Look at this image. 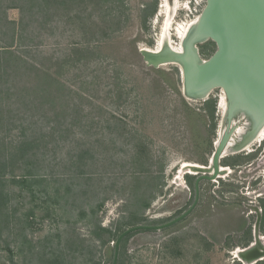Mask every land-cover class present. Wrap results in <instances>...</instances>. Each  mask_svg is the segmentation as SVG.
<instances>
[{"label":"rangeland","instance_id":"1","mask_svg":"<svg viewBox=\"0 0 264 264\" xmlns=\"http://www.w3.org/2000/svg\"><path fill=\"white\" fill-rule=\"evenodd\" d=\"M167 1L172 9L176 1ZM177 2L171 27L194 19L205 4ZM161 3L0 0V156L24 137L36 139L29 149L35 155L5 167L0 264H111L114 236H97V224L117 233L158 224L193 201V174L180 173L182 165L208 164L224 94L214 88L207 97L188 96L176 63L145 59L142 50H159ZM96 43L90 52L73 50ZM20 59L30 69H17ZM32 68L55 78L51 101L43 90L34 98L21 93L36 84ZM209 98L216 100L214 117ZM250 148L223 155L229 173L200 182L199 202L183 220L125 237L120 263L264 264L235 256L254 241L256 208L263 214L264 141ZM28 157L32 164L23 161ZM27 168L36 173L27 185L12 181ZM258 233L264 240V225Z\"/></svg>","mask_w":264,"mask_h":264},{"label":"water","instance_id":"2","mask_svg":"<svg viewBox=\"0 0 264 264\" xmlns=\"http://www.w3.org/2000/svg\"><path fill=\"white\" fill-rule=\"evenodd\" d=\"M206 40H212L215 49L204 59L199 44ZM142 53L149 63H176L186 95L203 98L212 89L220 88L228 106L221 116L220 125L224 126L221 133L217 132L208 164L195 167L196 174L191 173L196 176L191 204L165 222L135 224L123 229L113 241L111 264H118L121 243L130 233L164 229L187 217L199 201L200 182L220 178L221 158L230 148L231 139L236 137L239 141L264 123V0H205L199 17L185 30L182 49L175 50L167 44L161 50L146 49ZM237 125L242 131L236 136ZM256 210L257 234L239 253L244 262L264 259V240L258 233L261 211Z\"/></svg>","mask_w":264,"mask_h":264},{"label":"trees","instance_id":"3","mask_svg":"<svg viewBox=\"0 0 264 264\" xmlns=\"http://www.w3.org/2000/svg\"><path fill=\"white\" fill-rule=\"evenodd\" d=\"M32 1H34V3L36 4V3H39V5H41V2L42 3H44L45 5H47L48 3H49V0H32ZM65 1V0H64ZM145 10H147V8H145ZM154 11V9L152 8V10H150L148 13H152ZM146 15L147 14H145V16H144V19H146ZM98 45L99 44H94V46H90V45H87L86 46V48H81L80 49V47H78V46H75V47H73V50H76V51H74L75 53L76 52H78V50H79V52L81 51V50H85L86 52H90V51H92V50H89L88 48H92V49H94V48H97L98 47ZM201 48H200V53L202 54V55H210L213 51H214V49H215V44H214V42L212 41V40H207L206 41V43L204 44V46H200ZM4 50V52H10V51H7L8 49H3ZM76 58H78V59H76ZM7 60H8V58H6ZM6 59L4 60V63L5 62H8V61H6ZM19 59V58H18ZM80 58H79V56H77V57H74V58H72V57H70L68 60H67V62H68V64L71 62L72 63V66L75 64V62H77V60H79ZM23 62H25V60H22V59H20V63L17 65V69L19 68V66H20V64H21V66H22V64L24 65V64H27L26 62L25 63H23ZM20 66V67H21ZM24 67H25V69L27 70V69H30V68H26V66L24 65ZM36 68V67H35ZM35 68H32V69H34V70H36ZM0 69H1V62H0ZM38 71L40 72V73H38ZM42 70L41 69H37L36 70V72H35V74H34V78H36L35 79V81H36V84H33V86L32 87H34L33 89L31 88L30 89V87L29 86H23L20 90H23V92H21L24 96L26 95V96H28V95H33L32 97L34 98V97H37V95L35 94V91H36V89H38V91H41V90H43V92H42V94H41V97L43 98V99H48L49 101H51L52 100V95H51V90H50V87L51 86H53V84L52 83H54V79L49 75V74H47V73H43V72H41ZM34 81V82H35ZM56 86V85H55ZM25 87V88H24ZM215 102H216V100L214 99V98H209V99H207L206 101H205V105L206 106H208V105H211V108H210V112H211V115H212V117H214V109H215ZM35 141H36V139H34V138H32V137H24V138H22V139H20L18 142H16L13 146V151L12 152H10V153H7V155H2L1 154V156H0V200H8V194H7V192L5 191V189H4V186H3V184H4V179H5V177H6V172H5V167L6 166H8L9 164H13V162H15V160H17L18 158H23V157H25V155H29L30 154V156H33V155H35V152H30L29 153V149H31V148H34L35 146H36V143H35ZM0 142H2L1 144H2V146H4L3 145V140H1ZM5 147V146H4ZM4 149V148H3ZM1 153V152H0ZM29 153V154H28ZM29 158L30 157H28V158H24L23 159V161L25 162V163H27V164H29V163H33V162H31V161H29ZM27 160V161H26ZM23 162V163H24ZM28 169V168H27ZM36 175V173H34V171L33 170H27V172L25 173V174H23L20 178H15V177H13V178H11L12 179V181L13 182H19V183H23L24 185H27V182L29 181V177H32L33 178V176H35ZM195 178V175H188L187 176V182L193 187V182H194V179ZM262 202H263V204H262V208H263V219H262V225H264V200H262ZM101 204H98V206H100ZM146 206H147V204H146ZM98 231V232H97ZM119 231V229H117L116 230V232L115 231H112V230H110L109 228H106V227H104V226H101L100 224H97V228H96V230H94L93 232L97 235V236H99V237H101V233L103 232V233H109V234H111L112 236H114L113 238H112V240L114 241L115 239H116V237H117V235L119 234V233H117ZM131 235V233L129 234V235H127L126 236V238L128 237V236H130ZM125 239V238H124ZM124 239H123V241H124ZM123 241H122V243H121V247H120V252H119V259H118V264H121L120 262H122V250H121V248H122V246H123ZM105 242V240H102V243H104Z\"/></svg>","mask_w":264,"mask_h":264},{"label":"bare ground","instance_id":"4","mask_svg":"<svg viewBox=\"0 0 264 264\" xmlns=\"http://www.w3.org/2000/svg\"><path fill=\"white\" fill-rule=\"evenodd\" d=\"M175 1H176L174 3L175 5L173 6L172 9L169 7V5L167 3L168 2L167 0H162L161 6H160L162 9L160 8L161 10H159V11H161V13H159V14H164L165 15L164 16L165 19H164V23H163L162 28H161L160 35L158 37L159 39H158V43H157V48L159 50H161L166 45L165 44V40L168 41L167 44L169 46H171L173 49H175V50H178L179 48L182 49V40H183V35L185 33V30L200 15L199 14L194 19H186V20L177 22L175 24V26L171 27L172 18L174 17L173 15L175 14V10L178 7L177 6L178 2H177V0H175ZM165 6H166V8H164ZM172 33H174L175 38L181 40L180 43H179L180 45L178 44L179 47H178V45L174 46V41L173 40H170L169 41L170 37L173 36ZM153 50H156V48H154ZM223 94H224V92H223ZM227 106H228V101L225 99V96L224 95H221V99H220V102H219V107L222 108V114H221V116H224L223 114L226 112V107ZM223 126L224 125H222V126L219 125L218 131L220 133H221V131L223 129ZM236 128L238 129L237 134H236V136H237V135H239L241 133L240 131H242V129H241V127H239V125H237ZM235 138L233 137V139H231L230 148L228 147L226 149V151L224 152V155L226 153H228L229 151H237V150H247L248 152H251L252 149L250 148V146H251V144L253 142H255V143H262L264 141V123H262L259 127H256L254 131H250L248 134H246L245 136H243L239 141L238 140H235ZM201 165L198 164V163H187V164H183L180 173L185 172V169H187L186 171H189L191 173L196 174L195 169L198 168V167L201 168L202 167ZM227 173H228V167H225V166H223V165L220 164L219 177H223V176L227 175ZM256 234H257V232H256ZM240 250L241 249H237V251L235 253V256H237L239 259H241L240 258V255H239ZM262 258H264V256Z\"/></svg>","mask_w":264,"mask_h":264},{"label":"flooded vegetation","instance_id":"5","mask_svg":"<svg viewBox=\"0 0 264 264\" xmlns=\"http://www.w3.org/2000/svg\"><path fill=\"white\" fill-rule=\"evenodd\" d=\"M201 165V164H200ZM228 167V166H227ZM228 173H229V167H228ZM227 173V174H228ZM227 176V175H226ZM196 177V176H195ZM220 178H222V177H220ZM199 202V201H198ZM198 204V203H197ZM197 206V205H196ZM256 208V207H255ZM255 214H256V219H255V223H254V229H253V232H254V235H255V224H256V220H257V212H255ZM262 219H263V214H262V212H261V219H260V222H259V225H258V232H259V230H260V227L262 226ZM253 241H251V243H252ZM251 243H249V244H247L246 245V247L247 246H249Z\"/></svg>","mask_w":264,"mask_h":264},{"label":"built area","instance_id":"6","mask_svg":"<svg viewBox=\"0 0 264 264\" xmlns=\"http://www.w3.org/2000/svg\"><path fill=\"white\" fill-rule=\"evenodd\" d=\"M198 4V3H197Z\"/></svg>","mask_w":264,"mask_h":264}]
</instances>
